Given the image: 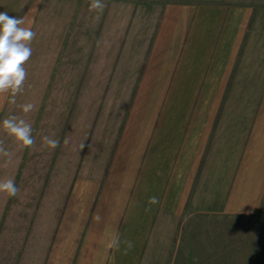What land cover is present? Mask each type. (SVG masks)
Instances as JSON below:
<instances>
[{
  "label": "crops",
  "instance_id": "obj_1",
  "mask_svg": "<svg viewBox=\"0 0 264 264\" xmlns=\"http://www.w3.org/2000/svg\"><path fill=\"white\" fill-rule=\"evenodd\" d=\"M90 2L0 0V12L36 33L28 80L50 76L70 99L62 160H81L106 97H132L130 109L152 100L151 127L130 156L137 178L124 224L140 220L112 253L111 238H65L52 251L28 238L18 264H139L152 235L161 260L182 239L184 264H264V0H102L94 11ZM9 103L0 96V116ZM153 196L159 203L146 206ZM125 240L133 247L121 257Z\"/></svg>",
  "mask_w": 264,
  "mask_h": 264
},
{
  "label": "rangeland",
  "instance_id": "obj_2",
  "mask_svg": "<svg viewBox=\"0 0 264 264\" xmlns=\"http://www.w3.org/2000/svg\"><path fill=\"white\" fill-rule=\"evenodd\" d=\"M68 85L71 86L66 84V87ZM61 91L50 76H30L29 80L26 77L22 91L15 97L16 103H9L0 116V120L11 115L25 119L31 124L35 139L32 147L21 150L11 137L0 130V141L11 153L8 157L0 156V179L13 178L20 189L14 197L0 193V264H18L17 256H20L28 238L35 239L34 248L40 246L42 240H48L52 251L65 238H79L80 242L86 238H120L122 228L124 231L130 228L128 222L124 224L132 193L127 187L137 166V161L134 162L130 156L140 137H145L151 127L153 115L148 106L152 100H137L134 108L130 109L134 101L132 97L114 100L106 97L86 151L80 161L70 163L67 178L62 182L58 173L62 161L59 145L67 120L63 107L66 104L67 112L70 99L61 98ZM25 103H33L36 107L25 114L19 107ZM128 120L125 139L117 151ZM43 136L57 139L58 146L55 149L45 146ZM164 164H160L157 175H160ZM146 171V176H149L150 170L146 168ZM136 178L133 176L130 182ZM85 185H88L86 192L83 190ZM170 188L169 185L165 195L168 199L172 192ZM161 212H164L163 207L157 219ZM97 215L99 221L94 219ZM166 247L169 256L161 260L152 235L147 239L139 264L145 260L148 264H184L185 240L175 239ZM113 250L107 247L108 252ZM44 261L47 262L46 259Z\"/></svg>",
  "mask_w": 264,
  "mask_h": 264
},
{
  "label": "clouds",
  "instance_id": "obj_3",
  "mask_svg": "<svg viewBox=\"0 0 264 264\" xmlns=\"http://www.w3.org/2000/svg\"><path fill=\"white\" fill-rule=\"evenodd\" d=\"M102 0H91L89 10L94 11L103 9ZM25 20L23 17H10L7 12H0V96L10 93V103L15 104V97L22 91L27 70L25 63L32 55L31 42L36 36V33L30 27H23ZM22 112L27 114L35 109L33 103H25L19 105ZM0 130L5 132L17 144L18 148H30L35 144V139L32 136V126L25 119L11 115L3 120H0ZM42 142L45 146L55 149L59 141L43 136ZM83 147V145L81 146ZM11 153L3 147V142L0 141V156L8 157ZM20 189L17 187L13 178L0 179V193L7 194L9 197H14ZM159 203L157 197L153 196L148 199V204L153 205ZM147 210V209H146ZM99 221L100 217H94ZM125 254L127 250L133 247L130 240H125ZM119 237L111 239L107 247L119 248Z\"/></svg>",
  "mask_w": 264,
  "mask_h": 264
},
{
  "label": "bare ground",
  "instance_id": "obj_4",
  "mask_svg": "<svg viewBox=\"0 0 264 264\" xmlns=\"http://www.w3.org/2000/svg\"><path fill=\"white\" fill-rule=\"evenodd\" d=\"M180 106V104H178V107ZM69 162V163H68ZM72 162L67 161V160H62L58 169V173L60 176V181L63 182V180H65L67 178V174H68V168L70 169ZM68 171V172H67ZM60 185V184H59ZM88 186V185H87ZM86 185L84 186L83 190L84 192H86V188H88ZM140 220L139 214L137 212V214H135V216L131 219V226L130 229H127L124 231H122L120 238H135V229L134 226L137 224V222ZM131 241V240H130ZM132 242V241H131ZM126 244L124 243L123 249L121 251V257H124V255H126L129 250H127L126 254H125V249H126Z\"/></svg>",
  "mask_w": 264,
  "mask_h": 264
},
{
  "label": "trees",
  "instance_id": "obj_5",
  "mask_svg": "<svg viewBox=\"0 0 264 264\" xmlns=\"http://www.w3.org/2000/svg\"><path fill=\"white\" fill-rule=\"evenodd\" d=\"M248 28H250V25H248ZM207 150H208V147L206 148V150H205V152H204V154H203V156H202V158H201V160H200V163H199V166H198V170H197V176H196V179H195V181H194V183H193V185H192V189H191L190 194H189V196H188V200H187V204H186V206H185V209H187V207H188V203L190 202V199H191V197H192V192H193V189H194V187H195L196 180L198 179V177H199V175H200L201 168H202V166H203V164H204V160H205V156H206ZM106 169H107V168H105L104 173L106 172ZM105 174H106V173H105ZM93 207H94V206L92 205V207H91V212H92V210H93ZM61 215H62V214H61ZM118 228H120V225H119Z\"/></svg>",
  "mask_w": 264,
  "mask_h": 264
}]
</instances>
